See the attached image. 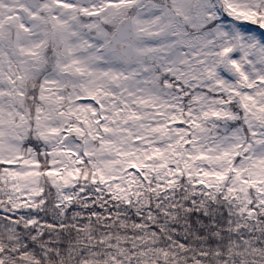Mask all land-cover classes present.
<instances>
[{
  "label": "snow or ice",
  "instance_id": "6c2138e0",
  "mask_svg": "<svg viewBox=\"0 0 264 264\" xmlns=\"http://www.w3.org/2000/svg\"><path fill=\"white\" fill-rule=\"evenodd\" d=\"M0 264H264V0H0Z\"/></svg>",
  "mask_w": 264,
  "mask_h": 264
}]
</instances>
